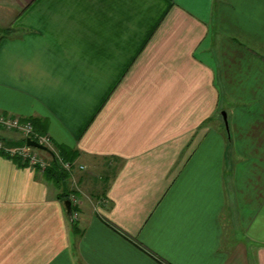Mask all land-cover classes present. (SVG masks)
Returning <instances> with one entry per match:
<instances>
[{
  "label": "crops",
  "instance_id": "1",
  "mask_svg": "<svg viewBox=\"0 0 264 264\" xmlns=\"http://www.w3.org/2000/svg\"><path fill=\"white\" fill-rule=\"evenodd\" d=\"M0 114L74 159L0 152V264H264V0H0Z\"/></svg>",
  "mask_w": 264,
  "mask_h": 264
},
{
  "label": "built area",
  "instance_id": "2",
  "mask_svg": "<svg viewBox=\"0 0 264 264\" xmlns=\"http://www.w3.org/2000/svg\"><path fill=\"white\" fill-rule=\"evenodd\" d=\"M0 126L6 130H14V131L19 132L26 139L30 138L31 140H33V141L45 146L46 148H48L53 153V155H54L53 157L57 156V154L55 153V151L52 148V144H51L49 138L46 136H43V135L35 134L33 131V127L30 123H28V122L22 123L17 118H12L10 116H3L0 114ZM31 150H33V148H30L27 145L25 147H22V148H14V149L7 148L6 149L3 146L2 142L0 141V152H3L8 157L19 156L24 161H28L30 166H32V167L38 166L40 171L43 172L47 165L36 153H30ZM57 159L61 165V168L66 173H68V176L71 178L73 176L72 175L73 174V168H74L73 164L63 162L59 158H57ZM79 169L82 170L83 168L79 167ZM71 187L72 188L70 190L72 192H70L68 200L70 202V205H72L73 207H78L79 203H78V199L75 195V192L78 190L76 189L75 185H73ZM77 217H78V213L76 211L71 214L72 219H76Z\"/></svg>",
  "mask_w": 264,
  "mask_h": 264
},
{
  "label": "trees",
  "instance_id": "3",
  "mask_svg": "<svg viewBox=\"0 0 264 264\" xmlns=\"http://www.w3.org/2000/svg\"><path fill=\"white\" fill-rule=\"evenodd\" d=\"M34 126V124H33ZM36 127V125H35ZM34 127V128H35ZM37 150V149H33ZM39 151V150H37ZM41 153H45L43 151H39ZM69 151H66L63 148L57 149V156L51 158V162L49 166H46L45 170L43 171L49 181H51L59 190H63L65 187L64 185L67 184V180L69 178L68 173H66L62 168L57 158H59L61 161L73 164L74 159L69 156ZM63 197H67L66 195L62 194ZM62 198V197H61ZM66 202H69V200H66ZM70 206V202H69Z\"/></svg>",
  "mask_w": 264,
  "mask_h": 264
},
{
  "label": "water",
  "instance_id": "4",
  "mask_svg": "<svg viewBox=\"0 0 264 264\" xmlns=\"http://www.w3.org/2000/svg\"><path fill=\"white\" fill-rule=\"evenodd\" d=\"M222 116H223V119H224V122H225V128L227 129V123H226V118H225V114L222 113ZM26 145L30 148H34V149H37L39 151H43V152H46L48 153L51 157H53V153L48 149L46 148L45 146L31 140L30 138H27L26 139ZM66 207L67 209L69 208V202H66Z\"/></svg>",
  "mask_w": 264,
  "mask_h": 264
},
{
  "label": "rangeland",
  "instance_id": "5",
  "mask_svg": "<svg viewBox=\"0 0 264 264\" xmlns=\"http://www.w3.org/2000/svg\"><path fill=\"white\" fill-rule=\"evenodd\" d=\"M224 130H225V126H224ZM0 136H3V133L0 131ZM41 153V152H40ZM64 187L66 188L67 187V184L64 185Z\"/></svg>",
  "mask_w": 264,
  "mask_h": 264
}]
</instances>
